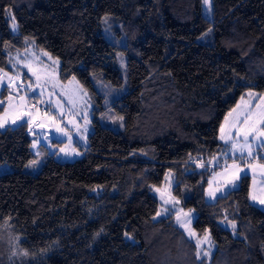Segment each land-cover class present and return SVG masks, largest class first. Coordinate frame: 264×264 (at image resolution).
<instances>
[{
    "label": "trees",
    "instance_id": "obj_1",
    "mask_svg": "<svg viewBox=\"0 0 264 264\" xmlns=\"http://www.w3.org/2000/svg\"><path fill=\"white\" fill-rule=\"evenodd\" d=\"M28 48L87 92L92 130L71 161L41 146L31 172L26 125L0 129V264H264L249 176L203 198L224 115L246 91L264 95V0H210L208 16L200 0H0V69L29 78L13 63ZM103 112L120 122L101 124ZM167 173L196 235L210 236L208 258L172 213L154 218Z\"/></svg>",
    "mask_w": 264,
    "mask_h": 264
},
{
    "label": "rangeland",
    "instance_id": "obj_2",
    "mask_svg": "<svg viewBox=\"0 0 264 264\" xmlns=\"http://www.w3.org/2000/svg\"><path fill=\"white\" fill-rule=\"evenodd\" d=\"M200 5L202 15L208 16L210 14V0L207 3H205V0H200ZM43 53H45L43 50L28 48L24 55L21 54V57L19 55L13 57V63L23 67L29 78H23L17 73L10 74L4 70L0 72V76H3V73L8 74V76L3 77V82L0 83V101L3 102L0 117L6 118L7 123L5 127L12 126V120L16 119L21 111L26 110L31 113V117L35 118L34 121H37L38 124H43V127L47 130L37 129L29 135L31 138L30 150L34 154V159L27 163L23 169L26 171L27 169H31L29 170L31 172L38 170L40 163L43 161L40 152L41 146L47 153L52 154L53 159L56 161H71L76 155L80 154V149H82L86 141V135L92 130L91 117L93 115V104L87 92L74 78L67 80L59 79L57 59L52 57L48 52H46L48 54L47 56L43 55ZM53 61L57 63H53ZM25 64L31 65L33 69H39L42 76L40 83L45 89L42 95L41 89L36 87L37 82L35 77L24 66ZM118 69L124 81L126 74L123 55L118 58ZM8 77H17L16 84L23 83L24 89H27V92L24 89H21L19 92L15 88L10 89L8 87ZM21 80L23 81L21 82ZM29 84H32L33 87L28 88ZM104 86H107L106 83H94L97 91ZM121 88L123 89L124 86ZM2 91H4L3 94ZM30 94L34 95V99L28 98ZM21 97H25V99L21 100ZM42 109L48 110L50 115H55L57 118L55 124L45 118V111H42ZM234 109L236 110L235 112L233 111ZM262 112H264V95L254 91H246L224 115L219 125L218 140L225 145V148L222 154H218L217 157L219 158L213 161V169L204 189L203 198L205 201H212L217 196L236 187L240 176L248 175L249 187L247 198L250 203L264 209V203H261V201H264V169L259 167V165L264 164V159H261L264 157V145H258V140H264V137H259L255 133L253 136H257V139H253V136L249 137L248 142L253 145L252 155L249 156L248 148L244 147L246 142L243 136H236V129L231 127L235 123L238 113L251 114L253 121L250 123H254L258 115ZM104 113L99 115V122L101 124L105 125L109 120L120 122L113 114H111L112 117L110 116L108 120H105L102 116ZM229 113H232V115H229ZM85 116L87 119H85ZM225 117H228L227 121ZM29 119L30 117L26 115V121ZM240 119L243 120V116H240ZM57 124H59L60 128L64 129L67 135L57 131ZM18 125H22V123ZM76 125H79V127L77 128ZM111 125L110 127H112ZM221 125H224V135H227L229 130L232 132V138L227 143L220 139L222 135ZM69 137H71V140ZM33 143L36 144L35 148L32 146ZM233 143H236L242 150L234 151L232 149ZM226 156L235 158V160L227 162L225 160ZM246 161H250V163ZM8 169V165L0 164V173ZM172 183V178L167 173L162 185L152 188L151 192L158 200V208L154 218L156 219L172 213L175 225L183 231L187 238L193 241L196 248L198 241L200 242V248H197L198 256L208 258L213 249L210 236L208 233L201 236L196 235L191 227L195 215L191 209L183 208L179 204V201L171 195L170 187ZM233 184L235 185L234 187ZM213 193L214 196L212 195ZM252 197H255V199ZM158 212L160 215H157ZM185 213H188V215L186 216ZM178 216L179 220L177 219ZM188 221L190 223H187ZM181 222H185L186 227H182ZM233 224L234 222L230 220L221 221V225L228 229H232Z\"/></svg>",
    "mask_w": 264,
    "mask_h": 264
},
{
    "label": "snow or ice",
    "instance_id": "obj_3",
    "mask_svg": "<svg viewBox=\"0 0 264 264\" xmlns=\"http://www.w3.org/2000/svg\"><path fill=\"white\" fill-rule=\"evenodd\" d=\"M208 0H205V3H207ZM12 30L15 32L17 30V27L18 25L16 24L15 22V19L13 17V22H12ZM43 55L47 56L48 54L45 52L43 53ZM49 59H51V57H49ZM53 63H57L56 61H53ZM25 67L28 68V71L35 77L36 79V87H39L41 89V95L43 94V91L45 90L43 85L40 83L41 79H42V76H41V73L39 71V69H33L31 65L29 64H25L24 65ZM0 72H3L2 69H0ZM4 76H8L7 73H3V76H0V83L3 82V77ZM16 79L17 77H8V87L10 89L12 88H15V90L17 92H19L21 89H24V85L23 83L17 85L16 84ZM22 79V78H21ZM32 84H29L28 85V88H32ZM25 92H27V89H24ZM11 99V97H10ZM25 97H21V100H24ZM3 102L0 101V104H2ZM234 112L236 111L235 109L233 110ZM24 115H28L30 117V119L28 121H26V123L28 124V127H29V131L31 133V130H32V127H33V122H34V117H31V113L27 112L26 110H23L21 111L20 115L16 117V119H13L12 120V123L13 124H16L17 123V120H21L22 117ZM45 118L46 119H49L51 120L52 123H56L57 121V118L55 117V115H50L49 114V111L48 110H45ZM229 115H232V113H229ZM240 116H243V120L240 119ZM85 119H87V117L85 116ZM228 117H225V120L227 121ZM253 121V116L249 113H238L237 116H236V120H235V123L231 126V127H234L236 129V132H235V135L236 136H243L244 140H245V145L244 147H247L248 148V154L249 156L252 155V143L248 142L249 141V137L250 136H253V134H257V136L259 137H264V112L260 113L257 117V119L255 120L254 123H250ZM7 123V120L6 118L4 117H0V129H3L5 127ZM44 125L43 124H40L38 125V127H43ZM57 126V131H60L62 133H64L65 135H67L66 132H64V129L60 128L59 124L56 125ZM76 127L78 128L79 125H76ZM221 137L220 139L221 140H224L225 143H227L229 140H231L232 138V132L231 130H229L228 134L227 135H224V125H221ZM257 136H253V139H257ZM69 139L71 140V137H69ZM258 145H264V140H258ZM34 148L36 147V144L33 143L32 145ZM232 149L234 151H237V150H242L241 148L238 147V145L236 143H233L232 144ZM63 151V149H62ZM261 159H264V157H262ZM246 162H249L250 161H246ZM34 163V162H33ZM259 167L261 169H264V164H261L259 165ZM235 185L233 184V187ZM214 196V193L212 194ZM253 199H255V197H252ZM261 203H264V201H261ZM167 211V210H165ZM157 215H160V213L158 212ZM185 215L187 216L188 213H185ZM177 219L179 220V216L177 217ZM187 223H190V221H188ZM181 226L182 227H186V223L185 222H181ZM233 227H235V225L233 224ZM197 248L199 249L200 248V242L198 241L197 243ZM207 254V253H205Z\"/></svg>",
    "mask_w": 264,
    "mask_h": 264
},
{
    "label": "water",
    "instance_id": "obj_4",
    "mask_svg": "<svg viewBox=\"0 0 264 264\" xmlns=\"http://www.w3.org/2000/svg\"><path fill=\"white\" fill-rule=\"evenodd\" d=\"M2 105V104H0ZM19 123H22V124H25L26 123V115H24L22 117L21 120H17V123L16 124H12V126H10L11 129L15 128ZM38 122L37 121H34L33 122V127H32V130H31V133L37 129L39 130H43V131H47L45 127H38ZM25 131L28 133V135H30V131H29V127H28V124L26 123V128H25Z\"/></svg>",
    "mask_w": 264,
    "mask_h": 264
},
{
    "label": "built area",
    "instance_id": "obj_5",
    "mask_svg": "<svg viewBox=\"0 0 264 264\" xmlns=\"http://www.w3.org/2000/svg\"><path fill=\"white\" fill-rule=\"evenodd\" d=\"M28 98H29V99H34V95L30 94V95L28 96ZM42 111H45V109H42Z\"/></svg>",
    "mask_w": 264,
    "mask_h": 264
}]
</instances>
